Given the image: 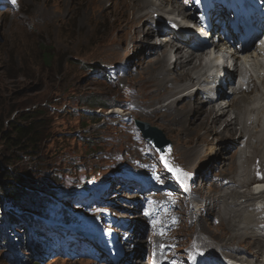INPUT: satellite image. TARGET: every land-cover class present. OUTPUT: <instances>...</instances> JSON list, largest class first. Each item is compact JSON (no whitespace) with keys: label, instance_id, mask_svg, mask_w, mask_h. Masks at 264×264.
<instances>
[{"label":"rangeland","instance_id":"374dc122","mask_svg":"<svg viewBox=\"0 0 264 264\" xmlns=\"http://www.w3.org/2000/svg\"><path fill=\"white\" fill-rule=\"evenodd\" d=\"M4 1V4L0 3V120L5 128L17 115L32 113L33 120L30 121L40 130L32 149L20 150L0 142V171L10 169L20 177L31 175L36 178L35 175H39V182L44 178L49 190L29 188L31 192L25 193H34L31 198L24 196L17 202H8L0 188V219L5 218L8 224L6 214L9 209L18 212L21 221L35 216L37 223H27L26 228L28 232L35 231V235L44 237L43 240L36 239L38 245L33 244L34 251L22 244L24 236L18 240L13 234L11 238L3 239L0 264H201L202 260L203 264H214L213 258L215 264H223L220 252L226 250L203 247L198 240L212 235L216 240L220 239L219 242L228 241V233L221 222L215 226L220 217L214 218L213 210L216 207L223 214L224 206L231 203L226 205L225 201H217L211 208L206 201L214 192L226 196V189L218 190L215 184H222V188L229 184H224L226 182L217 176L231 177L237 181L232 187L238 185L236 189L241 192L257 189L255 185L243 187L241 181H255L264 176L246 174L243 162V156L251 158L256 148L264 147V122L254 128L247 123L245 131L240 133L246 108L235 99L250 78L255 79L256 86L264 93V86L252 68L253 59L248 57L247 61L237 65L236 72V67L229 65L227 76L219 77L224 84L220 89L217 82L206 81L212 78L209 77L211 73H207L208 62L204 57L201 62L203 67L206 66L200 72L207 76L199 73V79L193 80L195 70L191 78L180 82L178 87L171 88L167 81L156 91L146 83L156 78L157 70H152L151 66L157 63L153 60L168 46L160 44L166 38L179 45L170 32L176 24L169 20L165 26H158L157 35L156 32L152 34V29L150 35H145L151 26L149 23H156L154 16L164 17L166 8L156 5L160 0H153L155 6L145 16L147 21L144 19L141 23L144 26H139L132 38L131 29H122L118 21L112 22L115 10L108 13L114 5H119L116 4L119 0L106 1L105 7L98 12L93 11L92 3L87 0ZM82 1L84 4H80ZM182 1L185 2H178L189 5ZM154 8H158L156 12ZM257 43V40H253L252 45L248 43L249 47L251 45L248 51ZM187 50L190 48L186 47L182 54L185 55ZM47 52L51 58L45 64L42 55ZM176 54L173 51L169 56L167 67L170 69L174 68ZM168 75L172 77L171 73ZM186 94L189 96L181 99ZM248 95L252 103L260 102V92L257 99L253 93ZM214 97V101H233L241 108L239 114L234 110L223 116L230 120L237 115L242 120L233 125L236 136L217 140L218 133L213 134V130H200L196 131L200 135L197 140L196 132L182 130L183 125L175 122L188 114L193 118L197 110H203L198 115L201 119L209 107L207 98L213 101ZM262 97L264 99V95ZM84 102L95 104V111ZM99 103L105 108L98 107ZM180 105L185 113L173 118L175 108ZM245 115L247 122L253 117L252 113ZM134 119L162 130L171 141L172 149L164 155L157 154L143 141ZM252 131L255 138L248 137ZM195 149H200L201 154L195 155ZM236 150L239 152L236 166L228 167L225 159ZM259 154L264 156V151ZM218 160L225 164L221 165ZM136 178H142L149 185L147 191ZM10 181L17 183L15 179ZM162 183L169 189L162 188L157 192ZM50 190L54 193H48ZM241 201L243 199L238 203ZM164 204L166 206H162ZM259 217H248L243 221ZM66 220L73 224L62 227L64 232L60 234L57 225ZM84 220H89V229L93 227L103 238L115 239L119 262L114 263L107 255L106 260L99 258L97 250L103 252L99 244L92 247L94 252H89L91 249L85 247L92 242L90 239H76L85 246L82 248L70 244L71 236L77 232V223L82 226L79 232H85ZM201 228L205 233L200 234ZM21 230L15 228L14 232L21 233ZM220 231L222 237L217 236ZM238 234L242 235L241 232ZM57 235L61 237L54 245ZM244 236H248L245 231ZM232 241L239 243L229 240ZM230 248L233 253L243 250L236 245Z\"/></svg>","mask_w":264,"mask_h":264},{"label":"bare ground","instance_id":"6f19581e","mask_svg":"<svg viewBox=\"0 0 264 264\" xmlns=\"http://www.w3.org/2000/svg\"><path fill=\"white\" fill-rule=\"evenodd\" d=\"M87 1L88 2L90 1L92 3L91 6H92L93 11L98 12L105 7L104 6L105 2L110 1V0H87ZM84 2L85 1H82L80 4H84ZM116 4H119V5H117V6L114 5L115 8L112 11H109L108 13H112L115 10L114 11V18H113L112 22L118 21V24L120 25V27L122 29H125V28L131 29L132 30L131 38L133 37L136 29L139 26H141V25H142L141 27L144 26L141 23H143V21H145V20L147 21V17L145 19V16H147L150 13L151 8L153 6H155V3H153V0H119L118 3H116ZM156 5L159 8H161V7L166 8V11L163 15H164V17H165V15H167L168 18L167 17L164 18L163 16H160L159 14L154 16L153 20L156 19L154 21L156 23H153V24L149 23L151 26H150V28H147V30L145 31V35H150L149 32L151 29H152V34H153V32L154 33L156 32L155 34L157 35V33H159L158 26H160V25L165 26L166 21L168 22V20L170 21L169 23L176 24L177 21L175 20V16L177 17L180 14H184L187 17L190 16V14L188 12H186V11L183 12V10L188 9L190 7V5L182 4V3L178 2L177 0H175V1L160 0V2ZM181 6L183 7V10H179V7H181ZM144 8H148V10L145 11ZM157 9L158 8H154L153 10L156 12ZM99 14L101 15L102 13H98V15ZM263 29H264V27H263ZM180 30H181V33L174 35V37H173L176 40H178L179 45L174 44L171 39L166 40V38H165V41L162 42L160 45H162V46L168 45V46H166V48L164 47L163 51L158 56H156L155 59L153 60L154 63H157V64L155 66H151V68H152V70H155V69L157 70V73H155L157 75H156L155 79L148 80L146 85H152L153 87L156 88V91L163 88L164 87L163 83L167 82V81L170 84L171 88L178 87L180 82H183L185 80H189L191 78L192 72L196 70L195 72H197V73H196V76L193 78V80H194L195 78H198V74L201 73L200 71L206 66V64H205V66L203 67L204 63L202 64V62H201L205 57L206 49H201L200 43L197 40H195L193 42L182 41L181 38L183 37V34H190V37H191L190 40L194 39V36L191 35L189 28L183 27ZM196 33H198V35L200 34L197 31H196ZM170 41L173 43V45H171ZM258 41L260 42L261 38ZM149 42L153 43V41H149ZM154 44H156V43H154ZM185 46L187 48H190V51L187 50V53L185 55H183L182 51L186 49ZM248 47H249L248 44L245 45L242 48V50L238 51V52H240V54H234V55H232V57H230V59L232 60V62H234L233 66L235 68L237 65H241V62L247 61L246 59L248 57H251L253 59L252 60L253 61L252 68H255L256 73H257L256 78H257V80H259L261 86L263 87L264 86L263 64L261 63V61L258 58L264 57V47L261 46V42L259 43V45L255 46L252 51L251 50L248 51L247 50ZM219 50L220 49H218L216 52H220ZM152 51H154V50H152ZM173 51L176 52L177 54L175 55V59L173 61L174 68L170 69L169 67H167V62L170 64L169 56ZM206 62H208V61H206ZM198 67H199V69H198ZM237 68L238 67L235 68V72L237 71L236 70ZM225 69L227 71H229V66L224 67V70ZM206 70H208V69H206ZM168 73H171L172 77H169ZM226 73H228V72H226ZM202 75H200V77ZM204 75H206V74H204ZM230 75L233 78L234 73H232ZM209 77H211V76H209ZM211 78H213V79L212 80H206V81L207 82L210 81V83H214V82H212V81H214V77H211ZM204 82H205V80H204ZM219 82H222V80L219 79ZM207 84H209V83H207ZM191 86H189V87H191ZM186 89H188V88H186ZM186 89H184V90H186ZM236 90H238V88ZM156 91H154L155 94H156ZM196 91H197V89H196ZM236 92H238V91H236ZM239 92H240L239 97L236 95L237 98H235V99L240 101L241 104L244 105V107L246 108L245 112H244V116H243V123H242L241 129L239 131L240 133H242L245 131V128H247V123H249V125H252V127L254 128V126H256V125L259 126L258 124L261 125L264 122V120H263L264 119V102H263L264 99L262 97L264 95V93L260 91L258 86H256L255 79H253V78H250L249 82L247 81L245 87L242 88ZM259 92L261 93L260 102L256 105V104L251 102L252 98L248 94L253 93L256 97L255 99H257V96H258L257 93H259ZM191 95L194 96V94H192V93H191ZM188 96L189 95H187V94L182 95L181 99L188 97ZM234 97H235V95H234ZM214 98H213V101L209 100L207 98V104L208 105L206 103H198V104H202L203 106H206V105L209 106L204 111L205 116L202 117L201 119L198 118V115L203 110H200V111L197 110L195 112V116L193 118H189V114H188V115L184 116L182 119H176L175 122H178V123H180V125H183L181 127L182 130L186 129L188 131H192V133L196 132V131L199 132L200 130H203V131L204 130L205 131L213 130V134L218 133V138L215 137V139H217V140L224 139L225 137L227 138V137L234 136V135L236 136L237 133H234L235 128L233 127V125L238 124L239 120H241V119H239L237 115H235L234 118H231L230 120H228L227 118H224L223 116L226 113H228V111H234V110H236V111L238 110L237 112L239 114L241 111V108L239 106H237V104L234 103L233 101L232 102L226 101V103H225V101H224L225 99H222L221 100L222 103H219L220 100L214 101ZM201 101H203V99ZM250 103H252L253 105H250ZM168 104H170V103H168ZM216 104H218V105L216 106ZM183 113H185V109L183 108V105H180L177 108H175L173 118H175V116H179ZM250 113H252L253 117L249 120V122H247V121H245V119H246L245 114L248 115ZM244 117H245V119H244ZM239 123H241V122H239ZM198 132H196V134H195L197 140H199V137H200ZM248 137L255 138L253 131L250 132V135ZM205 140H207V137ZM262 141L264 142V139H262ZM245 143H248V142H245ZM245 146H246V144H245ZM195 151H196L195 155L201 154L200 149H195ZM259 151L260 152L264 151V147L263 148H261V147L256 148L255 149L256 153L252 152L253 155L251 158H249L250 156H248V155L243 156V162L245 164L246 174H249V173L264 174V156L259 154ZM238 153L236 150L235 153H233L229 157H226L225 161L227 162L228 167H230L231 165L236 166V161H237L236 157H237ZM221 160L220 161L218 160V162L221 165H224L225 162H222ZM218 177L221 178L222 181L226 182L224 184H229V186L224 187V188H222L221 183H220L221 186L218 184H215V188L218 190L226 189V196L224 197L223 194L219 195V194H217V192H214L213 195L211 196V198H209V200H206V201H207V204L211 208L215 207V205L217 204L216 203L217 201L219 203H223V201H225L226 205L228 203H231L230 205H228L226 207L224 206L225 212L223 214H221L219 209L216 207L213 210V217L214 218L220 217V220L216 219L215 226L219 225L221 222V225L224 226L223 229L226 230L225 233L226 234L228 233V239H227L228 241L219 242L218 240H220V239L217 238L218 240H216L212 235L211 236L208 235L205 238L203 237L202 239L198 240V242L201 243L202 245H204L203 247H208V246L212 247L213 246V248L220 249L219 251L226 250L222 253L220 252V254L225 255V257H227V258H230L233 261L232 262L233 264H251V263L263 264V262H264V176H262V177L260 176V178L256 179L255 181H249V182L241 181L240 185H242L243 187L244 186L249 187L252 185L257 186L256 187L257 189H256V191L254 190V192L238 191L236 189V187H238V185L232 187V185H233L232 183H236L237 181H235L234 179H231V177H229V176H227V177L226 176L225 177L217 176L216 178H218ZM230 184H231V186H230ZM226 198H229V199H226ZM201 199L203 201L204 198L202 197ZM239 199H243V201L238 203ZM167 201L168 200L166 199V202ZM167 204L169 205V203H167ZM162 206H166V205L164 204ZM205 207L203 209H206V208L210 209V207H206V208ZM168 214H169V212L167 213V215ZM259 215H260L259 219L254 218L253 220L251 219V221L250 220L249 221H243L244 219H247L248 217L253 218V217H258ZM160 217H163V216L160 215ZM232 217H233V220H231ZM236 222L238 224L231 228V226L235 225ZM201 223H203V221H201L200 224ZM216 230H219V229H216ZM116 231H118V230H116ZM244 231L246 232V234L248 236H244ZM199 232H200V234L205 233L202 228L200 229ZM240 232L242 233V235L238 234ZM215 233H218V231H215ZM231 233H232V235H231ZM233 233H234V235H233ZM217 236L222 237L223 233L221 232ZM233 239L237 240L239 243L234 244L233 241L229 242V240L231 241ZM232 245H236L237 247H243V250L248 251V253L243 252V250L239 249V248H238L239 249L238 252L233 253V251L229 250V249H231L230 247ZM253 247L257 250H255ZM196 249L198 251H201L198 248H196ZM249 253L251 254V257L249 255ZM253 254H255V255H253ZM209 256H210V254H209ZM209 258H211V257H209ZM192 260L194 261V259H192ZM214 260L215 259L213 258V263L215 264ZM200 262H201V264H203V260ZM217 264H220V263H217Z\"/></svg>","mask_w":264,"mask_h":264},{"label":"trees","instance_id":"16d2710c","mask_svg":"<svg viewBox=\"0 0 264 264\" xmlns=\"http://www.w3.org/2000/svg\"><path fill=\"white\" fill-rule=\"evenodd\" d=\"M42 57L44 63L47 64L49 59L51 58V55H49V53L47 52L42 55ZM84 104L89 106L93 112L95 111V104L90 102H84ZM99 104L100 105H98V107L105 108L102 103ZM32 118V113L19 114L16 118L14 117L12 120H9V124L5 128H3L2 121L0 120V142L5 144L6 146L18 147L20 150H26L29 147H31V149L34 148V142L39 138L40 127L37 124L33 123V121H30L33 120ZM89 119L91 120V118ZM35 176L36 178H33L31 175L20 177V175H15V173L10 169L0 171L1 195L8 202H17L24 196L31 198L34 193L32 195L25 193L26 191L31 192L30 189H42L46 191L49 190L48 185L43 182L44 178L41 179V182H39V175ZM10 179H15L17 183L11 182ZM48 193H54V191L50 190ZM17 213H14L11 209L7 211L10 223L8 222L7 226L5 224L4 227H0V242L3 241V239L6 240L8 238H11V235L14 234L15 238H17L18 240H20L21 236H24V245L27 246L26 243L28 242V229L26 228L25 224H36L35 220L37 219L35 218V216H29L28 219H24V221H21L18 216L19 214ZM2 223L3 220L0 219V224ZM15 228H21V233L14 232ZM31 244L33 243L31 242ZM27 248L31 250L29 245L27 246ZM20 262L24 263V260L20 259ZM32 262H34V260H32Z\"/></svg>","mask_w":264,"mask_h":264},{"label":"water","instance_id":"95a60500","mask_svg":"<svg viewBox=\"0 0 264 264\" xmlns=\"http://www.w3.org/2000/svg\"><path fill=\"white\" fill-rule=\"evenodd\" d=\"M134 123L143 139L148 142L157 153L163 154L172 149L171 141L165 137L162 130L155 126H151L148 122L138 119H134Z\"/></svg>","mask_w":264,"mask_h":264},{"label":"snow or ice","instance_id":"6c2138e0","mask_svg":"<svg viewBox=\"0 0 264 264\" xmlns=\"http://www.w3.org/2000/svg\"><path fill=\"white\" fill-rule=\"evenodd\" d=\"M13 3H15V0H13ZM167 166H168V165H167V163H166V167H167ZM169 170H170V171H174V172L177 171V170H174V169H172V168H169ZM178 178H179V177H178Z\"/></svg>","mask_w":264,"mask_h":264},{"label":"clouds","instance_id":"9594fccd","mask_svg":"<svg viewBox=\"0 0 264 264\" xmlns=\"http://www.w3.org/2000/svg\"><path fill=\"white\" fill-rule=\"evenodd\" d=\"M0 3L4 4V3H5V1H4V0H0Z\"/></svg>","mask_w":264,"mask_h":264}]
</instances>
